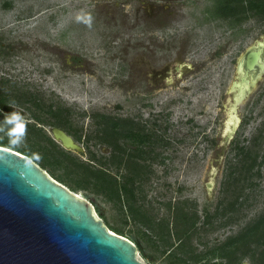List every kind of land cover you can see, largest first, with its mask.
<instances>
[{"label":"rangeland","instance_id":"374dc122","mask_svg":"<svg viewBox=\"0 0 264 264\" xmlns=\"http://www.w3.org/2000/svg\"><path fill=\"white\" fill-rule=\"evenodd\" d=\"M219 5L0 0V122L8 114L3 102L23 117L15 127H0V140L33 153L53 179L94 206L110 231L120 228L143 264H227L220 247L264 214V75L237 105L233 138L226 147L222 140L237 63L264 37V19L221 17ZM50 106L65 112L63 129L82 152L64 149L51 135L54 126L33 118H48ZM126 117L144 122L156 145H146L139 161L125 152L121 164L109 163L99 121ZM135 161L145 171L132 209L124 206L126 195L121 203L98 190L83 168H107L124 185ZM177 208L199 217L182 235L183 253L177 233L188 224H179ZM139 211L153 229L135 217ZM262 248L254 241L238 245L243 259L233 264H258Z\"/></svg>","mask_w":264,"mask_h":264},{"label":"water","instance_id":"95a60500","mask_svg":"<svg viewBox=\"0 0 264 264\" xmlns=\"http://www.w3.org/2000/svg\"><path fill=\"white\" fill-rule=\"evenodd\" d=\"M236 69L229 117L238 124L224 133V147L239 125L237 105L264 75V37L246 50ZM237 88L244 90L234 97ZM50 132L64 149L83 151L65 130ZM137 254L132 241L97 218L90 202L30 157L0 145V264H143Z\"/></svg>","mask_w":264,"mask_h":264},{"label":"trees","instance_id":"16d2710c","mask_svg":"<svg viewBox=\"0 0 264 264\" xmlns=\"http://www.w3.org/2000/svg\"><path fill=\"white\" fill-rule=\"evenodd\" d=\"M219 10L217 12V15L221 17H232L236 19L239 22H243L244 20L251 19L252 17H258L264 19V0H218ZM7 102L1 103V109L5 111L6 113H12L16 110L6 105ZM34 106L39 109L43 110L44 107L42 104L38 103V101L34 102ZM49 117L44 119L39 117L38 115L34 114L33 118L40 124H47L50 126L58 127V128H65V121L63 115H66L65 112L63 113L60 108H55L50 106L48 109H46ZM22 115L21 112H18ZM101 125H103V132L101 133L100 140L101 142L109 145L115 146L112 151V156L109 159V163H117L121 164L123 162V156L124 152L122 151V148L120 146V139L123 134V122L121 120H108L106 118L103 121H99ZM64 130V129H63ZM131 133H136L134 131H129ZM147 132V131H146ZM154 136H150L147 134L144 138V141L155 143L153 141ZM50 143L55 146L58 149H61L64 153V149L57 144L52 138L49 137ZM0 145L10 148L16 152H19L25 156L30 157L31 159L34 158L33 153H31L28 150L22 149L17 144H14L12 142L7 141H1ZM145 156V151L142 153V158ZM92 160H95V156H90ZM35 161V160H34ZM36 162V161H35ZM136 161L133 163L132 169H131V175L124 185H120L117 183V180L115 177H113L109 170L107 168L105 169H95L91 164H86L83 166L87 172V177L89 179H95L94 186L97 187L98 190L105 193L109 198L112 200L114 197L119 201L123 202V198L125 195L127 197V201H124V206H128L130 209H132V203L135 204L136 201V191L137 188L136 180L141 177V175L144 173L143 168H139ZM102 167V166H101ZM103 168V167H102ZM178 214V215H177ZM176 216L177 221L181 226L188 224V229L185 228L184 230L177 233L179 241H181V245L179 248V251L181 253L186 252L184 243L182 241V235H185L188 233L190 229H192L196 224L199 217L196 215H186L182 209L177 208L176 209ZM135 217L144 225H147L148 228L153 229L152 226L154 225V221L150 220L146 214H144L142 211H139L135 213ZM209 222V220H207ZM114 231L117 234L123 235L122 230L120 228H115ZM156 236H162L159 232L155 233ZM248 241V242H247ZM251 241H254V243L260 244L264 243V214L256 221V223L252 226H250L245 232H242L238 237L234 238L230 243H227L220 247V256L227 258L228 263L227 264H233L234 262H240L243 259V256H237L236 249L238 245L247 244ZM170 254H173L172 257H175L176 254L173 253V251L170 252ZM182 261V260H180ZM256 261L258 264H264V248L260 250V252L256 256Z\"/></svg>","mask_w":264,"mask_h":264},{"label":"flooded vegetation","instance_id":"af4514ba","mask_svg":"<svg viewBox=\"0 0 264 264\" xmlns=\"http://www.w3.org/2000/svg\"><path fill=\"white\" fill-rule=\"evenodd\" d=\"M180 66H176V69H179ZM135 120V121H134ZM119 121V120H116ZM123 134L120 139V146L122 148V151L126 153L131 152V156L135 160H141L142 159V153L145 151L144 148L146 145H151L150 142H145L144 138L147 134L150 135L145 126L144 122H141L139 118H123ZM147 123V122H146ZM129 131H134L136 133H131ZM152 145H156V143H153ZM151 145V146H152ZM111 151H113L114 147L113 145H109Z\"/></svg>","mask_w":264,"mask_h":264},{"label":"clouds","instance_id":"9594fccd","mask_svg":"<svg viewBox=\"0 0 264 264\" xmlns=\"http://www.w3.org/2000/svg\"><path fill=\"white\" fill-rule=\"evenodd\" d=\"M15 117V119H13ZM23 117L18 112H12L5 115L3 122H0V127H4L5 125H9L11 127H15L18 123H22ZM15 133H13L12 136L9 137L10 140H12L15 137ZM19 141L17 140V143Z\"/></svg>","mask_w":264,"mask_h":264},{"label":"bare ground","instance_id":"6f19581e","mask_svg":"<svg viewBox=\"0 0 264 264\" xmlns=\"http://www.w3.org/2000/svg\"><path fill=\"white\" fill-rule=\"evenodd\" d=\"M238 89V88H237ZM236 89V90H237ZM244 88H239L237 91H235V93H233L234 97H237L239 93L243 92ZM230 115V114H229ZM228 115V122L226 124L225 127V132L230 128V124L234 123L235 125H237L238 123L236 121H234L233 119H231ZM79 197L83 198L81 195L77 194Z\"/></svg>","mask_w":264,"mask_h":264}]
</instances>
